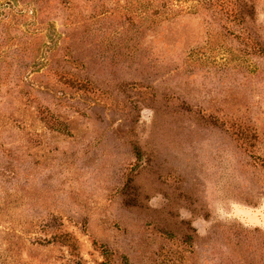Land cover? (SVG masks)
<instances>
[{"label":"rangeland","instance_id":"obj_1","mask_svg":"<svg viewBox=\"0 0 264 264\" xmlns=\"http://www.w3.org/2000/svg\"><path fill=\"white\" fill-rule=\"evenodd\" d=\"M0 264H264V0H0Z\"/></svg>","mask_w":264,"mask_h":264}]
</instances>
